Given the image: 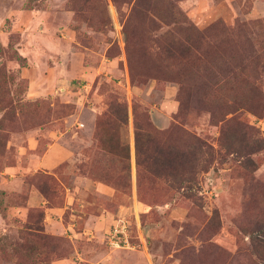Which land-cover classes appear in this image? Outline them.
Instances as JSON below:
<instances>
[{"label": "rangeland", "instance_id": "374dc122", "mask_svg": "<svg viewBox=\"0 0 264 264\" xmlns=\"http://www.w3.org/2000/svg\"><path fill=\"white\" fill-rule=\"evenodd\" d=\"M203 31L210 62L173 65L166 49ZM262 93L264 0H0V264H264V150L230 155L222 138L228 120L264 137L247 106ZM114 103L128 106L126 124ZM137 122L156 134L150 150L173 143L175 126L214 147L194 196L157 180L139 188ZM55 138L76 159L35 171ZM13 168L27 169L26 189L8 184ZM33 188L47 205L25 210ZM119 217L134 250L107 244Z\"/></svg>", "mask_w": 264, "mask_h": 264}, {"label": "trees", "instance_id": "16d2710c", "mask_svg": "<svg viewBox=\"0 0 264 264\" xmlns=\"http://www.w3.org/2000/svg\"><path fill=\"white\" fill-rule=\"evenodd\" d=\"M117 1L118 0H115V2ZM225 31L230 30L226 29ZM198 33V38H191L193 42L190 43L189 41L188 44L179 46L174 44L166 49L168 59L171 60L173 65L181 66L183 68L188 67L194 70L196 67L200 68L203 63L210 62V50H212V47H207L205 51L204 48L198 45L200 39L206 38L205 36L207 32L203 31ZM126 35L127 40L125 46L127 50L131 51V49L133 50L134 48V39L129 29H127ZM202 53H204V56L200 57ZM186 75H181L177 81L181 89L184 88V81L182 80ZM245 82L244 79L243 83ZM260 96L261 99L259 101L253 102L251 105L247 103V106L250 107V112L252 114L264 118V94L262 93ZM112 107L114 113L117 115L116 119L123 124H126L128 121V106L126 104L114 103L111 108ZM104 124L110 125L109 122H105ZM224 124L222 138L223 140L229 141L227 145L223 147L227 154H235L241 157L243 154L242 152L245 149L250 150V154H257L264 150V137L260 135V132L257 129L250 125H244L241 122L236 124L233 120H228ZM142 128V125L137 122L135 133V156L139 188L142 187V182L144 180H147L148 182L157 180L159 183L168 186L174 191L191 194L189 195V198L194 196L191 191L194 188L193 183L196 181L195 177L200 173L209 171L216 153L214 147L198 136L189 134L184 129H179V127L175 126L173 128L174 132L171 133L172 135L177 134L178 138L175 139L173 143H165L161 147L158 145L156 149L150 150L146 147L145 142H153L156 134L151 132L143 133ZM244 129L253 130L254 136L249 137L247 132H244ZM102 146L106 150V145L104 146L103 140ZM246 168H249L252 172L258 170V167L255 166V162L251 158L247 159ZM263 245L259 246L262 251L255 252L263 256L264 260Z\"/></svg>", "mask_w": 264, "mask_h": 264}, {"label": "crops", "instance_id": "0c3cea01", "mask_svg": "<svg viewBox=\"0 0 264 264\" xmlns=\"http://www.w3.org/2000/svg\"><path fill=\"white\" fill-rule=\"evenodd\" d=\"M72 138H74V136H72ZM38 145H39L38 140L33 139L30 141V146L27 149L35 151L37 150ZM68 146L62 145V143L59 142L58 138L53 139L52 142L49 143V145L47 146L46 150L43 152L39 160L34 163L33 169L35 171H42L46 174L54 175L53 171L56 168H58V166L61 165L62 163H65L68 161L73 163L77 155L74 149L72 148V146H69V147ZM24 149L26 150V148ZM7 172L8 174H10V178H11L10 179L11 183H8V184H13V183L18 184V185L21 184V188L23 189L27 188L28 185L25 182V179L22 178V176H25V172H27V169L20 171L19 168L17 169L13 168V169H9ZM29 195L30 196H29L28 203L26 206L27 208H25V210L35 205H40V206L43 205V207H46L47 205L46 199L43 197V195L38 190H36V188H33ZM66 209H68V206H65V208H61V210H57L55 208H47L48 212L51 215H55V216L60 214L58 212L64 211ZM108 214H110V212H108ZM52 223L56 224V222H53V221ZM141 241H142L143 247L146 248V242L143 241V238L141 239ZM134 249H123V250H134Z\"/></svg>", "mask_w": 264, "mask_h": 264}, {"label": "built area", "instance_id": "2783aa9c", "mask_svg": "<svg viewBox=\"0 0 264 264\" xmlns=\"http://www.w3.org/2000/svg\"><path fill=\"white\" fill-rule=\"evenodd\" d=\"M132 225L128 218L119 217L107 237V244L113 251L134 249L131 242Z\"/></svg>", "mask_w": 264, "mask_h": 264}]
</instances>
